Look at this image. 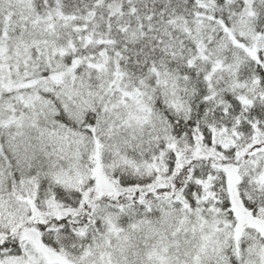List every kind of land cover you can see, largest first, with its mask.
Segmentation results:
<instances>
[{
  "label": "snow or ice",
  "instance_id": "obj_1",
  "mask_svg": "<svg viewBox=\"0 0 264 264\" xmlns=\"http://www.w3.org/2000/svg\"><path fill=\"white\" fill-rule=\"evenodd\" d=\"M0 264H264V0H0Z\"/></svg>",
  "mask_w": 264,
  "mask_h": 264
}]
</instances>
